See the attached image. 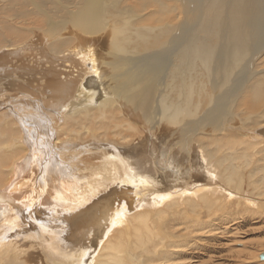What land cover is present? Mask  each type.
Masks as SVG:
<instances>
[{
    "label": "bare ground",
    "instance_id": "bare-ground-1",
    "mask_svg": "<svg viewBox=\"0 0 264 264\" xmlns=\"http://www.w3.org/2000/svg\"><path fill=\"white\" fill-rule=\"evenodd\" d=\"M251 243L264 0H0V264H264Z\"/></svg>",
    "mask_w": 264,
    "mask_h": 264
},
{
    "label": "rangeland",
    "instance_id": "rangeland-1",
    "mask_svg": "<svg viewBox=\"0 0 264 264\" xmlns=\"http://www.w3.org/2000/svg\"><path fill=\"white\" fill-rule=\"evenodd\" d=\"M130 5V4H129ZM130 7H132L131 5H130ZM133 8V7H132ZM253 248H259V246H255L254 245V243H251V245L249 246V249H250V251L249 252H252V249ZM260 251H261V249L259 248L258 250H257V252H255L257 255L260 253ZM253 257L254 256H249V257H246V258H244V260H243V263L242 264H252L253 262L252 261H248L247 262V259H250V260H253ZM238 260L239 259H237V263L235 262L234 264H241V263H238ZM191 264H194V262H192ZM215 264H217V263H215Z\"/></svg>",
    "mask_w": 264,
    "mask_h": 264
},
{
    "label": "water",
    "instance_id": "water-1",
    "mask_svg": "<svg viewBox=\"0 0 264 264\" xmlns=\"http://www.w3.org/2000/svg\"><path fill=\"white\" fill-rule=\"evenodd\" d=\"M259 256L264 257V252H261Z\"/></svg>",
    "mask_w": 264,
    "mask_h": 264
}]
</instances>
